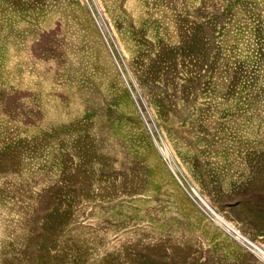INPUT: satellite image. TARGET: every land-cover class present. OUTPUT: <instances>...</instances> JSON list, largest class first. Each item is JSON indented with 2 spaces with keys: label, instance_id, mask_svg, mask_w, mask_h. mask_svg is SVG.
<instances>
[{
  "label": "rangeland",
  "instance_id": "rangeland-1",
  "mask_svg": "<svg viewBox=\"0 0 264 264\" xmlns=\"http://www.w3.org/2000/svg\"><path fill=\"white\" fill-rule=\"evenodd\" d=\"M216 220L264 253V0H0V264H264Z\"/></svg>",
  "mask_w": 264,
  "mask_h": 264
},
{
  "label": "bare ground",
  "instance_id": "bare-ground-1",
  "mask_svg": "<svg viewBox=\"0 0 264 264\" xmlns=\"http://www.w3.org/2000/svg\"><path fill=\"white\" fill-rule=\"evenodd\" d=\"M203 203V202H202ZM205 205V204H204ZM206 206V205H205ZM208 209L209 207L206 206ZM210 210V209H209ZM211 211V210H210ZM212 212V211H211ZM213 214V213H212ZM216 223L219 227H221L226 233H228L230 236H232V238H234L235 240H237L238 242H240V244L244 245L246 244L249 250H251V252L253 254H255L260 260H262L264 262V253L259 250L258 248H256L255 246H253L252 244L248 243L247 241H245L244 239H241V237L229 226H226L225 224H223L221 221L216 220ZM245 246V245H244Z\"/></svg>",
  "mask_w": 264,
  "mask_h": 264
},
{
  "label": "water",
  "instance_id": "water-1",
  "mask_svg": "<svg viewBox=\"0 0 264 264\" xmlns=\"http://www.w3.org/2000/svg\"><path fill=\"white\" fill-rule=\"evenodd\" d=\"M163 156V155H162ZM193 190V189H192ZM193 192H194V190H193ZM198 197V196H197ZM199 198V197H198ZM199 200L201 201V202H203L200 198H199ZM203 204H205L204 202H203ZM206 205V204H205ZM207 206V205H206ZM245 245V247H247V245L246 244H244Z\"/></svg>",
  "mask_w": 264,
  "mask_h": 264
}]
</instances>
